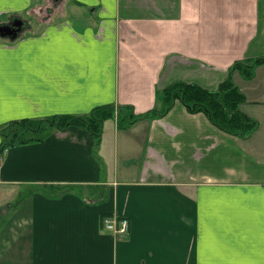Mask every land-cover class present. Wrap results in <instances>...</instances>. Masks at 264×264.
<instances>
[{"label":"crops","instance_id":"obj_1","mask_svg":"<svg viewBox=\"0 0 264 264\" xmlns=\"http://www.w3.org/2000/svg\"><path fill=\"white\" fill-rule=\"evenodd\" d=\"M57 2L0 0L3 20L34 15L40 25L0 37V127L107 105L144 114L175 84L216 91L236 61L264 57V0ZM53 3L42 23L35 6ZM233 79L241 111L259 122L247 139L177 100L125 130L104 122L98 144L72 126L7 148L0 248L14 264L23 250L25 264H261L264 64ZM117 217L129 219L128 236L106 228Z\"/></svg>","mask_w":264,"mask_h":264},{"label":"trees","instance_id":"obj_2","mask_svg":"<svg viewBox=\"0 0 264 264\" xmlns=\"http://www.w3.org/2000/svg\"><path fill=\"white\" fill-rule=\"evenodd\" d=\"M262 64L264 57L236 61L228 69L225 80L216 91L207 90L197 84H175L165 90L164 103L160 109L157 106L144 114H137L129 105H107L97 107L83 116L56 115L45 120L28 119L11 123L1 131L0 154L18 143H25L22 138L23 131L27 129L36 136L31 141L37 142L39 139H46L53 131H66L72 126H78L90 131L98 144L101 142L104 122L114 119L118 128L125 130L142 119L165 116L177 100L182 101L191 113H205L219 130L240 139H247L256 132L259 122L241 111L240 106L246 100L239 87L234 84L233 74L239 72L244 79L251 80L255 77L257 67Z\"/></svg>","mask_w":264,"mask_h":264},{"label":"rangeland","instance_id":"obj_3","mask_svg":"<svg viewBox=\"0 0 264 264\" xmlns=\"http://www.w3.org/2000/svg\"><path fill=\"white\" fill-rule=\"evenodd\" d=\"M54 1H56V3L58 4V5H60V2H57L58 0H54ZM37 3V2H36ZM39 4H44V2L43 1H39ZM40 6V5H39ZM43 7H44V5H43ZM45 7H49L48 9H43V11H39L38 12V10H39V8H42V7H38V6H35V8H37V9H35L34 11L35 12H37L36 14H38V13H40V18H38L39 19V21H41L42 23H43V21H45V19L46 20H48L49 18H47L48 17V15L50 14L49 13V9L50 8H52V9H55L54 8V3L53 4H50V5H46ZM44 7V8H45ZM45 10V11H44ZM51 13H53V12H51ZM53 14H55L52 18L54 19L59 13H53ZM52 14V15H53ZM2 16H3V14H0V28H5V27H7V26H10L12 23H20V25H22V28H21V30L18 32V35H17V39L18 38H21V37H25V38H27L28 36H26V34L25 33H27L29 30H31V32H33V31H35L34 29H33V31H32V28L34 27L35 29H38L39 27H40V25H38V24H36L35 23V18L34 17H36V16H34V15H32V16H26V15H23V16H20V15H18V16H13V17H10L8 20H7V18L5 19V20H3L2 19ZM43 17V18H42ZM57 18H59V16L57 17ZM56 18V19H57ZM33 25V27L31 28V26ZM4 29H2V31H3ZM6 31V30H5ZM13 31H16V29H14ZM36 32H38V31H36ZM14 34V33H13ZM0 37L1 38H5V39H10V40H15L14 38H11V37H6V36H2L1 34H0ZM250 60V59H249ZM252 60V59H251ZM233 76H234V74H233ZM225 80V79H224ZM233 81H234V79H233ZM234 84L236 85V83L234 82ZM237 86V85H236ZM240 89V88H239ZM241 91V90H240ZM242 92V91H241ZM245 96V95H244ZM245 100H246V97H245ZM247 101V100H246ZM246 103V102H245ZM183 104V103H182ZM184 105V104H183ZM169 113V111L167 112V114ZM200 113H203V112H200ZM166 114V115H167ZM205 114V113H204ZM63 115H73V114H63ZM206 115V114H205ZM53 116H56V115H52V116H49V117H44V118H36V119H32V120H37V119H39V120H45V119H48V118H50V117H53ZM75 116V115H74ZM76 116H79V115H76ZM23 120H28L27 118H23V119H21V120H15V121H11V122H9V123H7V124H5V125H3V126H1L0 127V134H1V131L5 128V127H7L8 125H10L11 123H14V122H20V121H23ZM113 121H114V119H113ZM141 121V120H140ZM115 122H116V124H117V121L115 120ZM136 123H138V122H136ZM118 126V125H117ZM49 128V127H48ZM20 131V129L18 130V132ZM257 131V130H256ZM23 133H24V135H23V138H22V141H24L25 143H18L17 145H22V144H29V143H31L32 141H31V139H33V138H36V136L34 135V133L33 132H31L30 130H24L23 131ZM39 141H42L41 139H39ZM11 213H13V212H11ZM6 225H7V222H6ZM120 236V235H119ZM1 255H3L4 256V258H2V257H0V264H14L13 263V259H12V256H11V258H8V256L7 255H12V248H0V256ZM21 257L23 258V263L22 264H25L24 263V258H25V253H24V250H23V252H22V255H21ZM9 261H11V263L9 262Z\"/></svg>","mask_w":264,"mask_h":264},{"label":"built area","instance_id":"obj_4","mask_svg":"<svg viewBox=\"0 0 264 264\" xmlns=\"http://www.w3.org/2000/svg\"><path fill=\"white\" fill-rule=\"evenodd\" d=\"M106 228L120 236H128L130 231V222L126 218L107 219Z\"/></svg>","mask_w":264,"mask_h":264},{"label":"water","instance_id":"obj_5","mask_svg":"<svg viewBox=\"0 0 264 264\" xmlns=\"http://www.w3.org/2000/svg\"><path fill=\"white\" fill-rule=\"evenodd\" d=\"M21 28H22V25H20V23H15L14 22L10 26H7L5 28H0V34L2 36H6V37H11L12 36L11 38L16 39L17 35H18V32L21 30ZM2 29H4V30L2 31ZM14 29H16L15 33L13 32Z\"/></svg>","mask_w":264,"mask_h":264},{"label":"snow or ice","instance_id":"obj_6","mask_svg":"<svg viewBox=\"0 0 264 264\" xmlns=\"http://www.w3.org/2000/svg\"><path fill=\"white\" fill-rule=\"evenodd\" d=\"M261 264H264V261H262Z\"/></svg>","mask_w":264,"mask_h":264},{"label":"bare ground","instance_id":"obj_7","mask_svg":"<svg viewBox=\"0 0 264 264\" xmlns=\"http://www.w3.org/2000/svg\"><path fill=\"white\" fill-rule=\"evenodd\" d=\"M120 218V217H119ZM117 219H118V217H117ZM129 220V219H128ZM116 235V234H115Z\"/></svg>","mask_w":264,"mask_h":264},{"label":"flooded vegetation","instance_id":"obj_8","mask_svg":"<svg viewBox=\"0 0 264 264\" xmlns=\"http://www.w3.org/2000/svg\"><path fill=\"white\" fill-rule=\"evenodd\" d=\"M15 33V31H13Z\"/></svg>","mask_w":264,"mask_h":264}]
</instances>
